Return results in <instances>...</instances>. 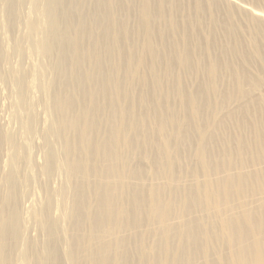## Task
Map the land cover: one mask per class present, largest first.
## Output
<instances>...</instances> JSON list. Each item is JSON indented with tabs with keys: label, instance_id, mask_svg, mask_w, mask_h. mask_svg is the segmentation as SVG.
<instances>
[{
	"label": "bare ground",
	"instance_id": "obj_1",
	"mask_svg": "<svg viewBox=\"0 0 264 264\" xmlns=\"http://www.w3.org/2000/svg\"><path fill=\"white\" fill-rule=\"evenodd\" d=\"M0 264H264V0H0Z\"/></svg>",
	"mask_w": 264,
	"mask_h": 264
},
{
	"label": "rangeland",
	"instance_id": "obj_2",
	"mask_svg": "<svg viewBox=\"0 0 264 264\" xmlns=\"http://www.w3.org/2000/svg\"><path fill=\"white\" fill-rule=\"evenodd\" d=\"M41 161H42V160H41V158H40V159L38 160V162H41ZM18 172H19L21 175H25V174H26V173H25V166H24V164H20V165H19V170H18ZM30 206H31V205H30V202H27L25 207H26L27 209H29ZM30 232H31V231H30ZM35 236H36L35 233L32 232V233H31V237L34 238Z\"/></svg>",
	"mask_w": 264,
	"mask_h": 264
}]
</instances>
